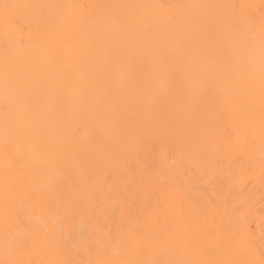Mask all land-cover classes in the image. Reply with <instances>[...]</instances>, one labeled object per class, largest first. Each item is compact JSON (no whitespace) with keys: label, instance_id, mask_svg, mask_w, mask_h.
Instances as JSON below:
<instances>
[{"label":"bare ground","instance_id":"obj_1","mask_svg":"<svg viewBox=\"0 0 264 264\" xmlns=\"http://www.w3.org/2000/svg\"><path fill=\"white\" fill-rule=\"evenodd\" d=\"M0 91L25 264H264V0H0Z\"/></svg>","mask_w":264,"mask_h":264},{"label":"rangeland","instance_id":"obj_2","mask_svg":"<svg viewBox=\"0 0 264 264\" xmlns=\"http://www.w3.org/2000/svg\"><path fill=\"white\" fill-rule=\"evenodd\" d=\"M3 94L0 91V264H25L31 258L27 154L22 144L19 102ZM3 175L10 182L7 190L1 185ZM260 227L264 235V222Z\"/></svg>","mask_w":264,"mask_h":264}]
</instances>
